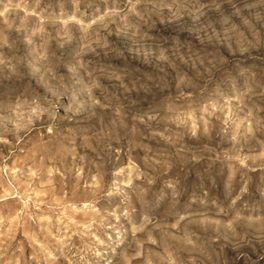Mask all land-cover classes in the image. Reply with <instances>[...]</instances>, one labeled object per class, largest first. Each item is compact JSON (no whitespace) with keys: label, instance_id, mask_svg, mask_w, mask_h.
<instances>
[{"label":"rangeland","instance_id":"rangeland-1","mask_svg":"<svg viewBox=\"0 0 264 264\" xmlns=\"http://www.w3.org/2000/svg\"><path fill=\"white\" fill-rule=\"evenodd\" d=\"M0 264H264V0H0Z\"/></svg>","mask_w":264,"mask_h":264}]
</instances>
